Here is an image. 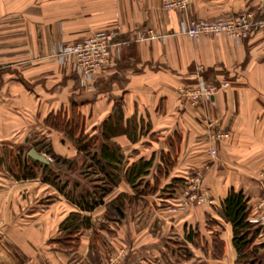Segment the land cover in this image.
I'll list each match as a JSON object with an SVG mask.
<instances>
[{
  "label": "crops",
  "instance_id": "0c3cea01",
  "mask_svg": "<svg viewBox=\"0 0 264 264\" xmlns=\"http://www.w3.org/2000/svg\"><path fill=\"white\" fill-rule=\"evenodd\" d=\"M246 10L264 13V0H190L186 12L165 10L161 0H0V264H235L232 226L218 209L230 188L249 198V217L264 197V29L239 42L225 34L192 39L178 29L185 13L214 20ZM101 29L115 31L110 62L84 85L51 53ZM148 29L156 36L137 40ZM198 76L230 85L192 105L178 88ZM72 109L89 136L100 135L106 119L120 122L126 132L111 138L114 159H101L97 146L95 157L78 151L44 125L50 113L70 118ZM206 117L229 138L211 141ZM42 139L58 162L29 156L31 149L51 156L37 150ZM18 147L35 178L8 172L7 154ZM145 161L147 174L135 178ZM196 170L214 204L170 210L185 187L175 181L188 182ZM119 194L130 197L123 217L107 219L106 204ZM70 232L76 246L60 247Z\"/></svg>",
  "mask_w": 264,
  "mask_h": 264
},
{
  "label": "built area",
  "instance_id": "2783aa9c",
  "mask_svg": "<svg viewBox=\"0 0 264 264\" xmlns=\"http://www.w3.org/2000/svg\"><path fill=\"white\" fill-rule=\"evenodd\" d=\"M189 2L190 0H161V6L165 10L186 12ZM254 29H264V15L258 16L252 12L242 11L236 15L219 17L214 20H203L185 13L180 20L178 33L192 39H198L202 35L217 36L225 34L234 41L239 42ZM114 36V30L101 29L75 43L58 45L53 49L51 56L55 57L59 63L70 64L78 74L81 84L87 85L92 82L95 73L110 62L109 50L113 46ZM155 36L156 34L148 29L144 33H139L137 40ZM3 66L0 63V72ZM229 85L227 81L215 84L213 81H207L198 76L195 84L181 85L178 88V95L192 105H197L216 92L227 89ZM203 121L207 128L208 138L211 141H223L230 136L228 131L219 126L216 119L206 117ZM208 152L214 157L217 150L214 146H211ZM42 154L50 163L54 162L50 155ZM260 184L262 190H264V175L260 176ZM201 204L211 205L213 201L202 184V172L196 170L189 178L186 186L180 191L170 210H182ZM255 206L256 212L252 217H249V221L264 225V197L258 199Z\"/></svg>",
  "mask_w": 264,
  "mask_h": 264
},
{
  "label": "trees",
  "instance_id": "16d2710c",
  "mask_svg": "<svg viewBox=\"0 0 264 264\" xmlns=\"http://www.w3.org/2000/svg\"><path fill=\"white\" fill-rule=\"evenodd\" d=\"M115 111H119L120 102L115 103ZM70 118L67 117L65 111H58L57 113H50L43 121L44 125L48 128L60 131L69 136L74 146L78 151L87 152L88 155L95 157L94 151H91L94 147L99 148V157L106 161H110L117 156V153L111 138L124 132L119 121H112L106 119L102 123V131L100 135L89 136L84 133V118L73 112ZM126 132V131H125ZM41 146L37 148L38 151L51 154L54 161H59L62 157L56 156L51 153L49 143L44 139L40 140ZM23 147H18L17 151L13 153L8 152V172L18 180L32 179L37 176L34 164L30 163V157L27 153H23ZM150 167V162L145 161L135 167V178H138L144 174H147V170ZM53 173V172H52ZM52 173L43 176L42 180H52ZM56 177V175H54ZM54 177V178H55ZM186 179H177L174 184L177 186L186 184ZM130 197L126 194H119L106 204V211L104 216L107 219L119 221L123 217V208L126 201ZM95 204V203H94ZM221 218L232 226V245L236 252L235 264H264V242H257V238L264 226L252 223L249 221V215L251 213V207L249 205V198L244 194L242 190H235L230 188L220 203L218 209ZM81 223L84 226H89V218L83 217ZM78 234L76 232H70L62 238L57 240L62 248L72 249L76 246ZM213 244L215 246L216 254H222L223 242L214 235ZM184 247L181 246V249Z\"/></svg>",
  "mask_w": 264,
  "mask_h": 264
},
{
  "label": "water",
  "instance_id": "95a60500",
  "mask_svg": "<svg viewBox=\"0 0 264 264\" xmlns=\"http://www.w3.org/2000/svg\"><path fill=\"white\" fill-rule=\"evenodd\" d=\"M29 156H30L33 160H38V161L43 162V163H47V162H48L47 158H46L43 154L38 153V152H37L36 150H34V149H31V150L29 151Z\"/></svg>",
  "mask_w": 264,
  "mask_h": 264
},
{
  "label": "rangeland",
  "instance_id": "374dc122",
  "mask_svg": "<svg viewBox=\"0 0 264 264\" xmlns=\"http://www.w3.org/2000/svg\"><path fill=\"white\" fill-rule=\"evenodd\" d=\"M246 11H248V12H252V11H249V10H246ZM252 13H254L255 15H264V13H259V14H256L255 12H252ZM254 30H261V29H254ZM188 37V36H187ZM2 65H4L3 63H1ZM5 66V65H4ZM4 66H3V68H4ZM229 138V137H228ZM227 138V139H228ZM191 177V176H190ZM189 177V178H190ZM189 178H188V180H189ZM202 178H203V174H202ZM187 184V183H186ZM186 184H185V186H186ZM202 184H203V181H202ZM204 186V185H203ZM204 189L206 190V192H207V194L209 195V193H208V190L204 187ZM210 196V195H209ZM211 197V196H210ZM212 198V197H211ZM177 200V197H174L173 198V200H172V202H170V204H169V207H172V204L173 203H175V201ZM212 201H213V199H212ZM214 204V203H213ZM202 205H204V204H201V205H193V206H191V207H194V206H202ZM186 209V208H185ZM259 225V224H258ZM261 226H264V225H261ZM262 231H264V230H262Z\"/></svg>",
  "mask_w": 264,
  "mask_h": 264
}]
</instances>
